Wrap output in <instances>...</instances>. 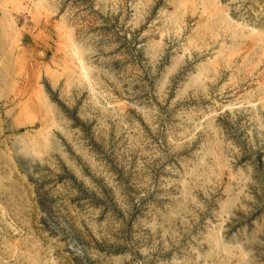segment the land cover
<instances>
[{
    "label": "rangeland",
    "instance_id": "374dc122",
    "mask_svg": "<svg viewBox=\"0 0 264 264\" xmlns=\"http://www.w3.org/2000/svg\"><path fill=\"white\" fill-rule=\"evenodd\" d=\"M0 264H264V0H0Z\"/></svg>",
    "mask_w": 264,
    "mask_h": 264
}]
</instances>
